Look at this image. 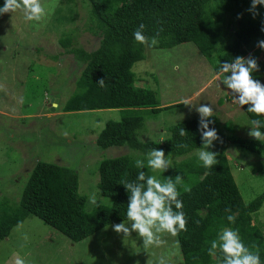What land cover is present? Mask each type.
<instances>
[{
	"label": "rangeland",
	"instance_id": "374dc122",
	"mask_svg": "<svg viewBox=\"0 0 264 264\" xmlns=\"http://www.w3.org/2000/svg\"><path fill=\"white\" fill-rule=\"evenodd\" d=\"M42 3L47 14L40 22L26 20L19 10L0 15V215L16 211L37 161L74 170L78 193L85 199L84 209L91 213L98 206L112 204L109 198L100 195L97 187L100 161L119 156H128L134 162L146 160L142 152L125 146L101 149L95 145L106 122L120 121V111L64 112L65 102L74 93L85 65L65 51L59 39L70 35L69 49L91 52L99 45L100 31L90 18L89 4L83 0H42ZM257 11V16H262L264 5H258ZM250 56L257 59L260 68L252 74L253 79L264 84V49L257 46L245 58ZM173 65L179 68L173 70ZM132 72L134 86L154 91L162 106L183 104L158 114H145L140 140L167 138L169 127L200 118L195 110L199 105L213 108V114L221 122L222 135L252 138L248 135L251 131L248 117L223 84L226 74L217 77L193 43L169 49L146 46L144 59L134 64ZM185 100L192 105H185ZM217 147L219 150L221 146ZM196 151L183 157L172 156V167L181 160L198 163L194 160ZM224 151L234 181L247 203L264 191V156L229 143ZM149 172L161 180L167 177V172ZM185 188L183 182L179 191ZM93 195L96 204L90 202ZM254 222L264 233V203L254 215ZM112 225L73 243L40 219L29 216L0 242V264H16L17 260H23L24 264H156L160 256L168 264H183L176 236L164 234L159 247L146 251L137 233L124 241Z\"/></svg>",
	"mask_w": 264,
	"mask_h": 264
},
{
	"label": "trees",
	"instance_id": "16d2710c",
	"mask_svg": "<svg viewBox=\"0 0 264 264\" xmlns=\"http://www.w3.org/2000/svg\"><path fill=\"white\" fill-rule=\"evenodd\" d=\"M83 1L90 6L88 13L100 31V41L95 50L87 52L79 48L69 49L70 35L59 39V45L85 65L74 93L65 102L64 112L120 111V121L106 122L97 135L95 145L101 149L125 146L146 155L156 148L162 149L166 156L183 157L202 147L200 118L183 120L169 127V136L165 139H139L145 114H158L183 104L162 106L154 91L134 86L132 68L144 59L146 46L135 41L133 32L141 23L146 26L144 34L147 37L159 32V43L148 46L150 49H169L193 43L214 73L219 75L221 63L231 62L238 56L245 57L259 41L264 40V31H261L264 14L253 18L248 11L252 0ZM4 3L5 0H0V5ZM101 79H104L103 87L98 84ZM247 108L248 105L240 107L249 121L264 120L262 116L247 112ZM209 120L215 121L209 127H214L220 137L209 149L217 153V163L205 168L196 157L194 160L198 163L181 160L167 171V177L182 176L189 189L182 190L179 197L187 219V230L176 235L183 264H216V259L208 255V248L223 227L237 230L246 246L255 244L261 264H264V233L254 222V215L264 203V191L244 202L224 151L229 143L264 156V143L234 134L224 136L217 116L213 114ZM180 128L188 134L181 137ZM261 131L264 132V128ZM142 134L146 135L145 131ZM183 144L187 147L180 146ZM217 146H221L219 150ZM142 170L150 175L147 168ZM139 171L141 169H137L128 156L100 161L97 187L100 195L109 198L112 204L98 206L86 213L85 199L78 193L77 173L66 166L37 161L22 190L16 211L0 215V242L9 236L15 225L29 216L40 219L73 243L81 242L106 226L127 221L130 193L121 182L135 181ZM229 214L235 216L234 223L227 220Z\"/></svg>",
	"mask_w": 264,
	"mask_h": 264
},
{
	"label": "clouds",
	"instance_id": "9594fccd",
	"mask_svg": "<svg viewBox=\"0 0 264 264\" xmlns=\"http://www.w3.org/2000/svg\"><path fill=\"white\" fill-rule=\"evenodd\" d=\"M258 5H264V0H252L248 11L253 14V18L259 15ZM18 10L23 13L26 20L35 22L42 21L47 14L42 0H5L4 6L0 7V15L15 13ZM145 27L141 23L133 32L135 41L149 47L156 46L159 43V32L147 37L144 34ZM261 31H264V27ZM257 46L264 49V40L259 41ZM177 68L179 65H173V70ZM259 71L257 59L251 56L248 58L238 56L231 62L221 63L219 67V73L226 74L223 84L231 90L234 103L240 107L248 105L247 112L257 117L264 116V84L253 79L252 75ZM98 84L103 87L104 79L99 80ZM184 104L192 105L188 100H185ZM195 110L200 114L199 131L203 141V146L197 149L196 156L203 167L211 168L217 163V153L209 149L220 139L217 130L209 127V124L215 123L214 120H209L214 111L208 105L196 106ZM250 127L248 135L264 143V132L261 131L264 128V120L253 119L250 121ZM187 134L184 128L179 129L181 137ZM180 146L187 147V144ZM135 167L141 169L136 180L121 182L130 193L126 212L127 223L122 222L111 227L116 233L122 234L124 241L132 237L133 232L137 233L143 241V248L147 251L152 247H159L164 234L176 236L180 231L187 230L184 205L179 198L181 195L179 187L183 186V178L177 175L174 179L169 176L161 180L156 175H148L142 170L147 168L152 173H165L172 168L171 154L166 157L162 149L149 150L146 160H135ZM184 190L189 191L187 188ZM90 202L97 203L95 195L91 197ZM227 211L231 212L230 209ZM227 220L234 223L235 216L229 214ZM208 255L216 259V264H261L258 247L255 244L251 247L246 246L239 232L229 227L221 228L217 238L210 241ZM16 264H24V261L17 260ZM156 264H168V260L160 256Z\"/></svg>",
	"mask_w": 264,
	"mask_h": 264
},
{
	"label": "crops",
	"instance_id": "0c3cea01",
	"mask_svg": "<svg viewBox=\"0 0 264 264\" xmlns=\"http://www.w3.org/2000/svg\"><path fill=\"white\" fill-rule=\"evenodd\" d=\"M246 57V56H245ZM216 75V74H215ZM218 77V75H216Z\"/></svg>",
	"mask_w": 264,
	"mask_h": 264
},
{
	"label": "water",
	"instance_id": "95a60500",
	"mask_svg": "<svg viewBox=\"0 0 264 264\" xmlns=\"http://www.w3.org/2000/svg\"><path fill=\"white\" fill-rule=\"evenodd\" d=\"M51 110H53V109H51Z\"/></svg>",
	"mask_w": 264,
	"mask_h": 264
},
{
	"label": "bare ground",
	"instance_id": "6f19581e",
	"mask_svg": "<svg viewBox=\"0 0 264 264\" xmlns=\"http://www.w3.org/2000/svg\"><path fill=\"white\" fill-rule=\"evenodd\" d=\"M54 108V107H53Z\"/></svg>",
	"mask_w": 264,
	"mask_h": 264
}]
</instances>
